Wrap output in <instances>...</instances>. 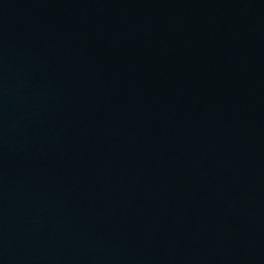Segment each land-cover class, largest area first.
Segmentation results:
<instances>
[{
  "label": "water",
  "instance_id": "water-1",
  "mask_svg": "<svg viewBox=\"0 0 264 264\" xmlns=\"http://www.w3.org/2000/svg\"><path fill=\"white\" fill-rule=\"evenodd\" d=\"M0 264H264V0H0Z\"/></svg>",
  "mask_w": 264,
  "mask_h": 264
}]
</instances>
